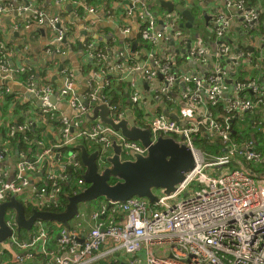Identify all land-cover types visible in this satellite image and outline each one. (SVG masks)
Here are the masks:
<instances>
[{
  "label": "built area",
  "instance_id": "obj_1",
  "mask_svg": "<svg viewBox=\"0 0 264 264\" xmlns=\"http://www.w3.org/2000/svg\"><path fill=\"white\" fill-rule=\"evenodd\" d=\"M3 1L0 16L17 10L27 24L47 26L54 34L46 51L67 56L73 27L63 26L58 16L30 7L28 2L16 9L12 0ZM113 3V13L115 4L125 3L130 5L128 15L141 20L135 35L147 44L145 60L133 62L123 50L107 55L108 49L112 51L108 45L100 49L96 42L82 44L88 58L85 65L94 69L87 91L79 92L74 71L64 65L65 60L59 87L38 75L34 66L17 67L12 57L25 41L11 44L0 33V205L15 197L23 203L27 219L35 211H65L69 197L88 187L79 144L89 153L98 151L100 170L111 164L115 141L123 160L147 154L146 146L101 122L99 116L88 119L101 102L109 105L115 122L130 115L138 127L149 129L152 142L171 136L187 145L194 154V167L172 192H155V200L138 196L125 201L97 199L96 210L87 213L79 206L67 226L36 218L30 229H24L19 226L18 212L6 209L10 235L0 239V264H107L119 252L129 264H264V157L252 141L246 140L243 146L233 143L230 123L256 108L264 110V76L260 83L232 80L237 96L230 98L224 74L226 61L254 62L250 53L234 55L228 36L233 23L229 10L240 11L246 32L252 34L261 27L262 6L248 0H225V10L217 9L212 16V34L201 37L195 46L191 39L183 40L186 48L180 56L186 61L198 64L215 59L212 71L199 75L180 67L179 50L168 47L175 42L174 34L180 33L175 30L176 12L166 14L167 24L161 29L149 0ZM89 10L95 12V7ZM19 27L16 23L12 30ZM116 32L125 38L132 34L129 29ZM21 49L29 50V46ZM54 94L55 104L51 101ZM175 105L184 108L178 113ZM202 134L213 138V143L218 137L224 144H217L222 154L199 148L195 141Z\"/></svg>",
  "mask_w": 264,
  "mask_h": 264
},
{
  "label": "crops",
  "instance_id": "obj_2",
  "mask_svg": "<svg viewBox=\"0 0 264 264\" xmlns=\"http://www.w3.org/2000/svg\"><path fill=\"white\" fill-rule=\"evenodd\" d=\"M114 1L115 0H69L63 4L58 3V0H12L11 2L13 3V7L16 9L25 6L23 4L28 2L30 7L44 10L50 16H58L63 26L74 28L73 39L67 41L68 54L64 65H69L72 67V70L75 74L76 86L79 87V92H81L84 91L85 86L88 87V82L93 74L94 69L92 66L87 67L85 65V60H88V58L83 52V48L81 49L80 44L96 42L100 49H106V45L111 47L112 51L110 52L108 49L106 52L107 55L112 56V53L115 54L119 50H123L127 57L133 62L141 63L143 60H145L144 58L147 51V44L143 42L140 37L136 36L141 26V20L134 15H128L126 9L130 5L125 3L115 4L116 12L113 13L111 5H114ZM168 1L172 2L174 5H184L186 8L193 10L195 13L196 11H201L202 9L197 3H195V1L198 0ZM198 2H201L203 5L204 3H208L210 6V20L205 21L206 28L209 29V33L212 34L210 32L211 28H209L212 25V16L215 14L217 9L219 11L225 10L224 2L222 0H199ZM250 2L251 4L262 6V15L260 17L261 27L252 34L250 32H246L243 22H241L242 17L240 11L236 8L229 10V13H232L233 15V23L231 24V28L228 30V36L230 38V43L234 48V55L244 52L246 54L250 53V55L254 57L253 64L246 63L242 59H234L235 61L230 64L227 61L225 62L224 68L228 70L227 72H224L225 77L227 80H233V83L239 80H256L258 83H260L264 76V0H250ZM0 3L5 4L6 2L0 0ZM150 3L153 4L152 10L157 15V20L159 23L158 26L162 29L164 22L167 24L166 14L169 12V10L165 6L160 5V0H150ZM92 7H95V12H91L89 10V8ZM109 11H111L112 14L108 13ZM174 12H176L178 16V25L176 26L175 30H179L180 33L174 34L175 42H171L173 47L169 44L168 47L175 48L177 51L179 50L180 53L178 60H180V63H182L179 66L184 67L185 70L192 74L205 75L211 72L215 63L214 57L209 59L210 63L207 62L193 64L191 61H186L180 56L183 55L181 53L183 52V49L186 48V43L183 42V40L191 39L193 41L192 45L195 46L196 43H199L201 37L206 39L207 36L205 35L206 32L194 35L190 33L191 28L180 27L181 23L187 22V19L182 16L179 10H174ZM20 15L23 17L22 14ZM20 15H18L17 10H15L0 16V33H3L5 36L9 37L11 44H14L16 41L22 42L24 40L25 43L23 45H27V47L29 46V50H22L19 48V51L14 54V56L12 55L13 63L17 67L29 65L34 66L38 75L47 77V79L55 87H59L61 84L59 66L62 64V61L61 59L59 60L57 58L59 55L54 56L53 54H49L46 51V46L51 38V35L54 34V31H51L47 26L39 27L34 23L27 24ZM16 23L20 24L19 29L15 30L20 32V35L15 39L12 29ZM193 27H195V21L193 22L192 28ZM125 29H129L130 33H132L127 38H125V36H123L121 33L116 32L120 30L123 31ZM85 31H87V33ZM214 42L211 43L212 46L215 44ZM212 46L210 49L213 53L215 48ZM115 62H117V59ZM8 83L12 84L11 82ZM231 83L228 84L229 88L226 92L230 98L237 96L233 89V83ZM12 85L16 86V84ZM182 91L183 86L181 85L180 89H178V92L181 94ZM261 93L264 94V84L261 88ZM246 94L253 99L256 98L252 92H246ZM262 97L264 98V95H262ZM174 108H176L179 113L184 107L175 105ZM1 109L2 107L0 106V111ZM14 112L15 111L13 110V113ZM230 123L233 143L243 146L246 140L249 142L252 141L254 145L258 147V150L260 149L259 146L261 147L262 152L260 150L259 151L263 154L264 110L262 107L258 109L256 108L252 114H246L245 118L243 119H232ZM206 137L208 142L213 143V138H209L208 134ZM214 143L220 144L221 146L224 145L218 137L214 140ZM223 148L225 149L224 146ZM201 149L204 152L210 153L209 149ZM235 163L237 162L235 161ZM235 163L233 166L236 165ZM87 206L88 207L86 208L89 209V211H82L90 213L96 210V205L92 207L87 204ZM54 242L55 240L53 238L52 243ZM123 258H125L124 254L119 252L117 253V259L114 260V262L118 263ZM34 264H40V262L36 261Z\"/></svg>",
  "mask_w": 264,
  "mask_h": 264
},
{
  "label": "water",
  "instance_id": "obj_3",
  "mask_svg": "<svg viewBox=\"0 0 264 264\" xmlns=\"http://www.w3.org/2000/svg\"><path fill=\"white\" fill-rule=\"evenodd\" d=\"M161 6H165L169 12L179 10L187 22L181 23L180 27L192 28L193 22L197 19V14L186 8L184 5H174L170 1L160 0ZM225 2V0H222ZM202 9L199 17H204L206 21L210 20V6L208 3L195 1ZM84 32V31H83ZM87 33V31H85ZM16 39L20 32L13 31ZM81 49L83 45L80 44ZM67 56L60 55L57 58L62 61L59 71L63 68V61ZM229 83L232 80H227ZM147 86V85H146ZM87 86L84 91H87ZM37 100L41 101L35 95L29 94ZM52 103L57 102V95L51 97ZM164 103H160L163 106ZM110 108L107 103H99L93 110L92 115H88L89 120H99L112 126L115 130L121 131L127 138L136 140L148 148L146 155L138 154L135 159L123 160L121 157V146L115 141L113 144L114 154L110 158L111 166L100 170L97 158L98 151L89 153L85 145L79 144L81 150V160L86 166L84 178L88 187L81 193L69 197V202L63 212H45L35 211L30 218L25 216V208L22 202L15 197L0 205V239L3 240L10 235V229L5 222V210L14 208L18 212L19 226L24 229H30L36 218L45 220H55L69 225V221L77 214L80 203L95 201L99 198L125 201L131 197H146L155 200L156 189H161L165 193L172 192L176 185L184 179L185 173L194 167V154L192 150L185 144H180L173 137H158L156 142H152L151 132L149 129H142L135 123L134 118L128 115V118L115 122L110 117ZM177 119L175 114H171ZM51 137V136H50ZM111 178L118 180L111 184ZM107 264H129L126 260L120 262H109Z\"/></svg>",
  "mask_w": 264,
  "mask_h": 264
},
{
  "label": "rangeland",
  "instance_id": "obj_4",
  "mask_svg": "<svg viewBox=\"0 0 264 264\" xmlns=\"http://www.w3.org/2000/svg\"><path fill=\"white\" fill-rule=\"evenodd\" d=\"M149 2H150V0H149ZM197 9H199V8H197ZM194 10H196V9H194ZM196 14H197V16H196L197 19L195 20V27L191 28V32L190 33L196 35L198 33L206 32V36H207L209 34V31L206 28V21H205L204 17H199V14H200V11L199 10L196 11ZM108 166H111V164H109ZM194 187H195V189H197L196 186H194ZM156 192L157 193H162L163 190H161V189L158 188V189H156ZM95 203H96V200L95 201H90V202H85V203H80L79 206H80V209L81 210H87V211H89V209L86 208L87 207V204H89L90 206L93 207L95 205ZM73 221L74 220H72L71 222L73 223ZM122 260H126V258H123Z\"/></svg>",
  "mask_w": 264,
  "mask_h": 264
},
{
  "label": "trees",
  "instance_id": "obj_5",
  "mask_svg": "<svg viewBox=\"0 0 264 264\" xmlns=\"http://www.w3.org/2000/svg\"><path fill=\"white\" fill-rule=\"evenodd\" d=\"M249 3L251 4L250 0H248ZM119 88L118 87H114V90L117 91ZM111 89L107 88L106 91L108 93H111L110 92ZM115 95H117V93H115ZM114 100H117L116 98ZM208 143V144H207ZM196 145L199 147V148H206V149H209V152L210 153H214V154H220L223 152L222 148L218 147L217 144L215 143H210L208 142L207 140V137L205 134H202L200 137H197L196 138ZM259 150L261 151V147L259 146ZM258 149V147H257ZM259 151V152H260ZM262 152V151H261ZM263 155H264V149H263ZM118 179L117 178H111V184L115 183ZM102 200H105L106 198L105 197H102L101 198Z\"/></svg>",
  "mask_w": 264,
  "mask_h": 264
},
{
  "label": "flooded vegetation",
  "instance_id": "obj_6",
  "mask_svg": "<svg viewBox=\"0 0 264 264\" xmlns=\"http://www.w3.org/2000/svg\"><path fill=\"white\" fill-rule=\"evenodd\" d=\"M20 48H23V45L22 46H19Z\"/></svg>",
  "mask_w": 264,
  "mask_h": 264
},
{
  "label": "clouds",
  "instance_id": "obj_7",
  "mask_svg": "<svg viewBox=\"0 0 264 264\" xmlns=\"http://www.w3.org/2000/svg\"><path fill=\"white\" fill-rule=\"evenodd\" d=\"M99 199H101V198H99ZM66 226V225H65Z\"/></svg>",
  "mask_w": 264,
  "mask_h": 264
}]
</instances>
